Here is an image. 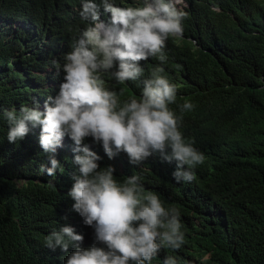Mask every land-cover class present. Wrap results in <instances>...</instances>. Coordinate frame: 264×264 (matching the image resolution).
Here are the masks:
<instances>
[{"label":"trees","instance_id":"trees-1","mask_svg":"<svg viewBox=\"0 0 264 264\" xmlns=\"http://www.w3.org/2000/svg\"><path fill=\"white\" fill-rule=\"evenodd\" d=\"M186 2L184 33L167 41L163 75L178 85L171 106L178 115L185 100L195 106L183 113L181 131L205 162L191 183H176L175 163L162 162L158 154L139 166L118 159L114 175L121 181L141 176L146 190L181 211L185 243L179 250L162 249L152 264L169 255L179 264H264V0ZM80 9L81 0H0V111L21 105L25 93L38 95L45 79L25 72L33 87L16 88L17 70L39 65L42 55L27 31L12 29L7 20L35 24L68 52L85 27ZM159 63L141 61L143 76L125 85H114L108 74L104 79L124 89L122 99L139 96L142 81ZM7 131L0 116V264H61L58 248H47L45 238L71 218L68 192L79 172L36 182L25 165L27 152L19 142L7 143Z\"/></svg>","mask_w":264,"mask_h":264},{"label":"clouds","instance_id":"clouds-1","mask_svg":"<svg viewBox=\"0 0 264 264\" xmlns=\"http://www.w3.org/2000/svg\"><path fill=\"white\" fill-rule=\"evenodd\" d=\"M187 7L186 0H141L135 6L81 0L85 27L68 52L35 24L6 22L24 28L42 55L39 65L17 70L16 88L33 87L25 72L45 78L38 95L25 93L21 105L0 111L8 124L7 143L22 144L36 182L79 172L68 192L71 218L45 238L47 248H58L61 264H152L162 249L179 250L185 243L178 207H166L159 194L145 189L141 176L121 181L114 173L120 171L118 159L139 166L158 154L162 162L175 163L176 183H191L205 162L181 131L183 113L195 106L185 100L178 115L171 107L178 85L163 75L167 41L183 36ZM150 58L160 63L142 81L141 94L122 99L124 89L114 85L138 80L144 73L140 62ZM163 264L179 261L169 255Z\"/></svg>","mask_w":264,"mask_h":264}]
</instances>
